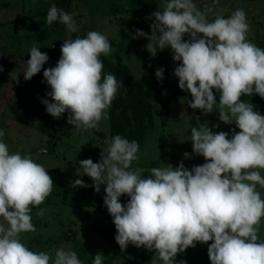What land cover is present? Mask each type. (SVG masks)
I'll return each instance as SVG.
<instances>
[{"label":"clouds","instance_id":"9594fccd","mask_svg":"<svg viewBox=\"0 0 264 264\" xmlns=\"http://www.w3.org/2000/svg\"><path fill=\"white\" fill-rule=\"evenodd\" d=\"M159 3L150 17L151 35L137 30L133 38H146L152 57L170 48L179 62L173 73L178 86L191 94V100L182 101L203 113L218 111L220 121L235 123L240 131L232 129L229 138L227 132L214 133L208 122L200 123L191 128L190 141L193 154L205 163L191 170L182 161L176 167L156 166L147 177L132 170L139 159V143L117 134L105 142L98 163L79 161L73 187H88L81 178L85 175L97 193L105 186L104 205L122 252L131 244L153 251L155 261L175 264L178 253L207 244L211 264H264V241L259 236L264 198L257 190L264 189V115L252 103L241 101L242 96L264 98V49L247 39L250 25L242 8L227 18L222 14L210 18L194 0ZM74 15L53 4L46 21L48 25L58 21L71 34L78 31ZM109 41L98 31H89L84 38L69 36L56 66L43 70L42 82L51 88L50 100L41 101L47 113L55 119L68 113L67 123L77 131L97 129L101 120L109 119L108 109L120 87L115 75H103L100 57L110 54ZM29 54L25 81L49 60L35 45ZM164 71L155 72L159 81ZM213 90L219 93V110ZM4 135L0 130V264H83L75 251L61 248L53 256L32 251L22 242V234L36 231L32 208L44 203L54 182L29 155L10 154ZM183 155L190 158L187 152ZM122 195L130 198L126 204L120 202ZM104 259L98 252L92 264H103Z\"/></svg>","mask_w":264,"mask_h":264},{"label":"rangeland","instance_id":"374dc122","mask_svg":"<svg viewBox=\"0 0 264 264\" xmlns=\"http://www.w3.org/2000/svg\"><path fill=\"white\" fill-rule=\"evenodd\" d=\"M194 2L200 9L207 10L210 18L216 14L227 18L236 9L242 8L250 25L247 39L264 49V0ZM159 6L161 7L160 4ZM50 7V0H0V67L3 68V71H0V114L14 116L13 119L19 123V134L14 139L9 138L11 143H6L9 148L14 149V153L29 155L35 162L43 165L54 182L52 192L44 203L32 208V223L36 231L22 234L21 240L30 250L45 251L53 256L55 250L61 248L75 251L83 264H92L93 257L98 252L105 256L103 264H155V253L147 249L141 261H129L137 257L138 252L130 246L122 252L119 245H116L115 236L105 237L101 233L102 228L114 225L112 219L101 212H108L107 208L97 209L99 201L106 195L104 189L97 193L92 187V179L86 176L84 183L89 186L81 187L80 192L76 194V187L73 186L77 178V162H70L69 157L64 160V150L71 146L66 139L69 129L73 126L67 123L68 113L63 114L60 119H55L47 113L45 105L41 102L43 99L50 100L47 93L51 91L50 86L42 82L43 70L56 66L61 56V45L69 36L73 39L84 38L89 31H98L109 38L112 49L106 57L117 65H127L132 69L133 74L144 83L153 105L154 126L147 131L139 159L132 163V170L138 171L142 177H147L152 167H167L168 164L176 167L181 161L189 170L194 166L203 165L204 158L193 154L190 141L191 128L200 123L208 122V127L214 133L227 132L229 138L232 129L237 132L240 130L236 128L235 123L227 125L220 121L218 111L203 113L199 109L189 107L182 101L184 98L191 100V94L188 92H182L167 106L168 108L166 107L168 98L177 87L178 78L173 73L179 66L178 62L173 60L170 48L158 51L156 56L152 57L146 51L149 41L144 37L133 38L137 30H142L148 35H151V30L142 27L129 0H73V18L75 22H79L78 31L71 34L58 21L52 25L47 24V10ZM183 39L188 41L190 37L185 34ZM34 45L40 48L41 52L54 48H57L58 52L49 58L40 73L25 81L22 75L24 64L30 58L29 52ZM102 56L104 55H101V59ZM160 68L165 69L162 81L155 76V72ZM17 75H20L19 83L15 80ZM12 83H15L14 88L11 87ZM213 91L215 93V90ZM215 95L217 105L214 107L219 110V93ZM241 101L252 103L253 109L264 115V109L254 103L253 96H242ZM216 124H219V128L213 127ZM111 126L109 116V119L100 121L97 129L87 131L97 132V135H109L111 138L117 135L112 133ZM20 127L25 128L21 130ZM73 129L71 135L76 136L75 128ZM84 138L78 140L83 145L80 150H84L87 156L86 152L90 151V147L86 146ZM55 141L58 143L56 147ZM105 142L104 146L107 148ZM43 147L49 152L40 153L38 150ZM186 152L190 155L188 159L183 155ZM92 153V161L98 163L101 152L93 150ZM50 158L51 161L47 164L46 159ZM68 163L73 166L68 167ZM257 190L264 198V189L258 186ZM76 200L81 203L76 204ZM89 201L92 205L88 204ZM41 209L44 210L43 215L38 216L36 213ZM259 236L260 240L264 241V221L261 223Z\"/></svg>","mask_w":264,"mask_h":264},{"label":"trees","instance_id":"16d2710c","mask_svg":"<svg viewBox=\"0 0 264 264\" xmlns=\"http://www.w3.org/2000/svg\"><path fill=\"white\" fill-rule=\"evenodd\" d=\"M50 1L51 6L55 4L58 8L63 9L68 13H73L71 9L73 0ZM129 2L133 5V11L139 18L142 27L151 30L150 25L153 20L150 19V17L153 12L157 11L160 8L159 0H148V2H144L143 0H129ZM49 9L47 10V12L49 11ZM78 22L79 21H76V24ZM57 52V48H54L51 51L42 53H47L50 58L53 57ZM101 60L104 65L103 75H107L109 73L115 75L117 78V82L120 85L116 98L113 100L111 107L108 109V115L110 116L112 123V133L114 132L115 134L121 135L123 138H126L130 142L136 140L140 145L139 152L137 154L139 155L142 150L147 131L154 126V111L152 101L149 97L144 83L133 74L130 67H128L127 65H117L106 56H102ZM25 66L26 65L24 64V68ZM182 92L185 91H182L177 83L175 91L166 102V107L169 106V104L174 99L179 97ZM185 93L187 94V92ZM253 101L257 106L264 109V98H261L259 95H253ZM129 199L130 198L127 195H122L120 198V202L122 204H126ZM75 203L80 204L81 202L80 200H76ZM88 204H90V201L88 202ZM102 208H106L104 205V199L100 200L97 205V209L101 210ZM101 212L105 213L107 217L112 219L108 212L103 210ZM101 233L105 237H114L116 235L115 226L112 225L111 227H104L101 229ZM116 245L118 246V244ZM129 246L133 250H136L138 252V256L134 259H129V261H141L146 249L143 247L136 248L131 244ZM207 249V244H197L194 248L190 247L185 252L177 254L175 258V264H181L182 261L186 262V264H211ZM155 264H162V262L155 261Z\"/></svg>","mask_w":264,"mask_h":264},{"label":"crops","instance_id":"0c3cea01","mask_svg":"<svg viewBox=\"0 0 264 264\" xmlns=\"http://www.w3.org/2000/svg\"><path fill=\"white\" fill-rule=\"evenodd\" d=\"M6 78H10V76H5ZM8 78V79H9ZM7 79V80H8ZM14 84L15 83H12L11 84V87L12 88H14ZM15 89H13V91H14ZM12 91V92H13ZM14 117V116H13ZM13 117H10V116H6L5 114H3V113H1L0 114V130H2L4 133H5V135H4V137L2 138L3 139V142H8V143H11L12 141H10L9 140V138H15V136H17L18 134H19V132H17V129L19 128V126H18V122L17 121H15L14 119H13ZM11 127V128H10ZM21 128V130H23L25 127H20ZM74 128V126L73 127H71V129H69V132H68V136H67V139H66V141L71 145V146H69L68 148L66 147V149L64 150V153H65V155H64V160H66V159H68V157H69V160H70V162L72 161V163H75V162H77V168L79 167V161H82V160H84V159H94V157H93V153H92V151L93 150H96V152L98 153L99 151L102 153V151H105L106 150V148H105V146H104V142L106 141V139L108 138V139H110V136L109 135H105V136H103V135H97L96 133L97 132H95V133H90L89 131H83V130H80V131H77L76 129H75V132H76V136H72L71 135V132H72V130H74L73 129ZM8 129H9V131H8ZM11 129V130H10ZM80 135V137L78 138V136ZM72 136V137H71ZM93 136V137H92ZM60 137V135H58V138ZM85 137V138H84ZM58 138H57V140H58ZM86 139L85 141H86V146L87 147H90V151H87L86 153H87V156H85V151L84 150H80L81 148H82V144H80L79 143V140L78 139ZM103 140V141H102ZM7 144V143H6ZM57 142L55 141V146L54 147H56L57 146ZM15 146V145H14ZM18 147V146H17ZM59 150V149H58ZM39 151V150H38ZM65 151H67V152H65ZM9 152H10V154L11 153H14L15 151H14V149L12 148H9ZM59 153H61V151H59ZM68 153V154H67ZM67 154V155H66ZM47 160V164H48V162L49 161H51V158L50 159H46ZM67 162H65V164H66ZM70 163H68L67 165H69ZM70 166H73V164H70L68 167H70ZM86 177V175L85 176H83V177H81L82 179H83V181H84V178ZM104 187L105 186H101V190H103L104 189ZM80 188L81 187H76V194H78V192H80ZM92 193H94V191L92 192ZM76 196V195H75Z\"/></svg>","mask_w":264,"mask_h":264},{"label":"built area","instance_id":"2783aa9c","mask_svg":"<svg viewBox=\"0 0 264 264\" xmlns=\"http://www.w3.org/2000/svg\"><path fill=\"white\" fill-rule=\"evenodd\" d=\"M40 153H47L49 150L46 147H43L39 150Z\"/></svg>","mask_w":264,"mask_h":264},{"label":"water","instance_id":"95a60500","mask_svg":"<svg viewBox=\"0 0 264 264\" xmlns=\"http://www.w3.org/2000/svg\"><path fill=\"white\" fill-rule=\"evenodd\" d=\"M109 140V139H108Z\"/></svg>","mask_w":264,"mask_h":264}]
</instances>
